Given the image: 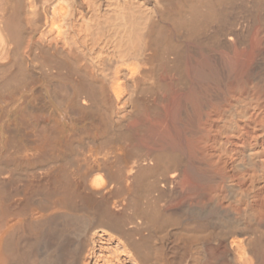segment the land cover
<instances>
[{"label": "bare ground", "instance_id": "obj_1", "mask_svg": "<svg viewBox=\"0 0 264 264\" xmlns=\"http://www.w3.org/2000/svg\"><path fill=\"white\" fill-rule=\"evenodd\" d=\"M0 264H264V0H0Z\"/></svg>", "mask_w": 264, "mask_h": 264}, {"label": "rangeland", "instance_id": "obj_2", "mask_svg": "<svg viewBox=\"0 0 264 264\" xmlns=\"http://www.w3.org/2000/svg\"><path fill=\"white\" fill-rule=\"evenodd\" d=\"M186 61H188L189 62V60H186ZM186 65H189V63H185ZM186 69H188V70H186V73H187V75H189V66H188V68L186 67ZM188 71V72H187Z\"/></svg>", "mask_w": 264, "mask_h": 264}]
</instances>
